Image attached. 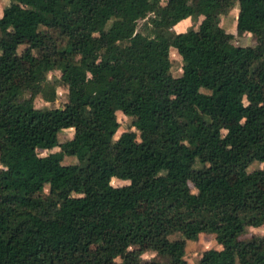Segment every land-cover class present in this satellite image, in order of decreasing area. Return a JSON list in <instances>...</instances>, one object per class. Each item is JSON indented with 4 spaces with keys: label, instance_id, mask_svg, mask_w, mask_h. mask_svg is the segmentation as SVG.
<instances>
[{
    "label": "trees",
    "instance_id": "1",
    "mask_svg": "<svg viewBox=\"0 0 264 264\" xmlns=\"http://www.w3.org/2000/svg\"><path fill=\"white\" fill-rule=\"evenodd\" d=\"M227 5L9 0L1 7L0 221L10 225L0 234V264H186L185 239L201 232L214 233L217 247L203 250L198 264H264V165L248 169L264 162V0H237L236 22L253 45L234 44L219 25ZM185 18L196 24L174 30ZM170 50L181 60L177 75ZM53 68L66 101L34 107L37 93L55 98ZM235 92L245 101L229 100ZM131 109L134 130L119 132L111 149L128 182L100 188L103 148L118 126L109 116ZM229 115L240 122L222 132ZM67 127L71 137L58 141ZM63 155L76 162L62 163ZM219 166L234 181L215 173ZM44 185L46 195L35 197ZM60 217L67 231L49 224ZM247 226L263 231L242 237ZM144 243L163 261L142 258Z\"/></svg>",
    "mask_w": 264,
    "mask_h": 264
},
{
    "label": "rangeland",
    "instance_id": "2",
    "mask_svg": "<svg viewBox=\"0 0 264 264\" xmlns=\"http://www.w3.org/2000/svg\"><path fill=\"white\" fill-rule=\"evenodd\" d=\"M228 3V9L220 15L219 17V25L224 28L226 31L230 32L232 34L231 41L234 44H241V45H253L255 43L254 39L250 36L248 32L244 29L243 26L239 25L236 22L235 15L237 10V0H224ZM9 0H0V10L1 7L5 4H7ZM200 0H194V4L198 5ZM118 23L116 20H109L106 24V26L110 23ZM142 20H138L137 26L140 27ZM196 24V21H192L190 18H185L182 21H178L175 25H173L174 30L180 31L184 28H186L191 23ZM32 36L27 37L23 44H20L18 46V50H20L25 44L29 43L32 40ZM5 40L2 37V34L0 33V45L4 44ZM169 59H170V71L173 75H177L180 73V65L181 60L180 57L173 51H169ZM59 77V71L55 68L52 70H49L47 72V78L50 80H53L55 84V98L53 100H45L41 96V94L37 93L33 97V106L34 107H56V106H62L63 103L66 101V86L65 84L58 81ZM254 80V79H251ZM240 99L241 101H245L244 96L238 92H235L229 100H235ZM134 110L131 109L130 111L125 110H116L114 111L110 116L109 119L112 121L117 122L118 126L116 131L110 136L107 143L105 144L103 148L102 153V163L101 166L98 169V174L100 176V182L99 187L102 188L106 184H112V185H119L124 184L128 182V178L124 176L123 174L116 172L117 171V164L118 159L113 155L112 153V141L114 138L121 132L122 130H134V125L132 124L133 114ZM240 122L239 117L229 115L224 118V124L221 127V131H225L226 129H234ZM73 132L72 127H67L61 129L57 133V140L63 141L65 139H68L71 137ZM161 140L160 136H156L152 138V142L156 143ZM53 150H58L59 147L55 146L52 148ZM46 149H37L38 154L43 155L47 152ZM62 163H68V164H74L76 162V159L73 156L69 155H63L61 159ZM264 165V162H254L251 165H249L248 169L254 168V167H261ZM5 169V166L0 164V171L3 172ZM214 172L225 176L230 181H234V177L231 173V171L224 166H219L214 169ZM182 184L188 189L193 191L192 186L190 183L186 180H182ZM258 185H263L262 182H260ZM47 193V185H44L43 188L40 191H37L34 196L35 197H43ZM137 208L141 209L144 205L143 201L137 200L136 202ZM2 205H6L5 203H2ZM62 218L57 219H50L49 224L54 227H59L65 231L68 229L64 226H62ZM10 225V219L9 220H1L0 221V234H4V227ZM263 231L262 226H247L243 234H241L242 237H248L250 235H257L260 234ZM177 236V234H175ZM217 247V243L215 240L214 233H199L197 238L195 240L187 239L185 240L184 244V259L186 264H198V258L201 254V252L205 249L212 250L213 248ZM142 258H149L154 257L156 259H159L163 261V258L159 255L155 254V252L148 250L146 247V244L144 243L142 245ZM119 261V259H118Z\"/></svg>",
    "mask_w": 264,
    "mask_h": 264
},
{
    "label": "crops",
    "instance_id": "3",
    "mask_svg": "<svg viewBox=\"0 0 264 264\" xmlns=\"http://www.w3.org/2000/svg\"><path fill=\"white\" fill-rule=\"evenodd\" d=\"M185 240H187V239H185Z\"/></svg>",
    "mask_w": 264,
    "mask_h": 264
}]
</instances>
